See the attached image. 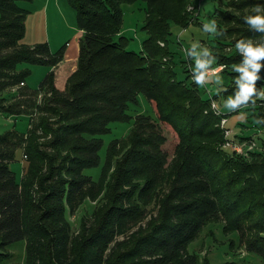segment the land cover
<instances>
[{
    "label": "trees",
    "instance_id": "16d2710c",
    "mask_svg": "<svg viewBox=\"0 0 264 264\" xmlns=\"http://www.w3.org/2000/svg\"><path fill=\"white\" fill-rule=\"evenodd\" d=\"M20 1L0 0V112L30 118L24 134L0 133V264H236L191 250L208 228L216 239L217 227L229 247L258 257L250 264H264V137L230 136L216 100L229 96L233 113L245 110L264 127V56L247 51L264 52V24L249 22L264 18V0H218L214 44L180 59L170 46L173 27L199 19L189 10L195 0H69L82 36L64 89L55 68L66 46L53 52L47 42L24 43L29 11ZM139 2L147 37L137 52L122 31L123 6ZM21 63L50 68L38 88L28 85L32 69ZM219 66L216 75L230 83L206 97L203 72ZM141 95L154 118L131 114ZM132 118L130 132L110 143L99 179L87 174L101 165L112 123ZM160 122L178 135L170 160ZM230 141L257 151L239 153ZM87 203L92 213L76 227L71 216Z\"/></svg>",
    "mask_w": 264,
    "mask_h": 264
},
{
    "label": "rangeland",
    "instance_id": "374dc122",
    "mask_svg": "<svg viewBox=\"0 0 264 264\" xmlns=\"http://www.w3.org/2000/svg\"><path fill=\"white\" fill-rule=\"evenodd\" d=\"M19 3L22 7L29 11L27 18V35L23 40L24 43H28V40L32 42V38L34 37L36 40L47 41L51 48H54L55 50L67 42L72 44L75 41L74 44H77L78 38L80 37L78 16L69 0H53L47 12H44V4H46L45 0H22ZM194 4V6L200 8L201 11L197 8L194 12L195 9H193V5L189 6V10H191L192 13L194 12V15L196 14V16L200 15L199 19L191 21L189 26L184 28L176 25L173 27V35L170 46L172 50L176 52L177 59L186 56L187 51L189 52V48L193 49V53L199 56V54L205 51L208 43L209 45L214 44L216 32L214 12L219 2L218 0H195ZM123 10L124 24L122 34L130 39L129 48L140 52L142 50L143 40L147 37L146 31L142 28L146 19L145 4L143 2L125 4L123 6ZM192 58L193 57H191V59ZM191 59L189 58L186 63L192 62ZM191 66L192 64L190 63V73L194 70ZM25 67H30L32 69V73L27 79L29 86L37 88L45 75L48 73L49 67L45 65H32L29 63L20 64V68ZM176 69L180 79L186 78V73L184 72L182 65L177 63ZM222 70L223 69H221L220 66L217 67V71H219V73H222ZM221 75H214L211 71L210 73H206V76L202 79V93L206 97L210 96L207 89H211V87L215 90V92L224 89V85L220 87L217 86V82L219 84L223 77H227L225 74ZM212 78H214L213 83H211ZM207 82H210L211 84L208 86V84H206ZM226 83H230V79H228ZM18 89L19 88L13 89L8 95L16 94L19 91ZM261 93L264 92L261 91ZM37 99H39V96ZM13 100L14 99L10 98L7 103L10 104ZM216 100L220 105L221 112L228 115L227 127L232 128V130H230V136L235 132L237 135L239 134L241 136L254 135L256 139L264 137V127L260 130V127L253 125L255 121H257L258 124L261 123L259 118L256 120L255 117L253 118V114L249 112L251 114L249 115V118H251L252 121L251 119L248 121L244 115L245 110H242L239 113H233L232 103L229 96L226 97L222 94ZM139 101L138 105L132 106V108L135 109L131 110V114L134 117L138 112L151 115L153 118L157 115L145 96L141 95ZM153 106L155 107L154 102ZM33 114L34 118H36V112ZM28 117L29 116L25 114L10 115L8 113L4 114L0 112V133H5L9 130H17L22 134L28 132L30 127V118ZM133 122L134 118L130 121L112 123V131L103 135L104 145L100 151L102 160L101 165L86 169L87 174L93 175L96 180L99 179L110 143L114 139L127 135L132 128ZM160 125L161 131L166 139V143L162 145V149L169 154L167 158L170 160L174 156L178 135L173 127L167 123L160 122ZM250 149H254L255 151L257 149V145L252 146ZM259 149H261V147ZM15 163V168L18 170L20 175L25 165L24 160H22L21 153L19 154V160ZM92 206L93 204L87 203L78 213L71 216V219L76 227H78L83 216H90L93 209ZM215 230L216 239H213L208 235V228L202 233L198 241L194 243L191 250H197L203 256L207 254L211 257L214 263L235 260L236 264H250L255 260H259L257 256L249 253L244 247L240 248V246H238L237 249L229 247L227 242L229 236L224 235L218 227L215 228ZM14 251L16 252L15 260L22 263L24 261L23 248L17 247Z\"/></svg>",
    "mask_w": 264,
    "mask_h": 264
},
{
    "label": "crops",
    "instance_id": "0c3cea01",
    "mask_svg": "<svg viewBox=\"0 0 264 264\" xmlns=\"http://www.w3.org/2000/svg\"><path fill=\"white\" fill-rule=\"evenodd\" d=\"M53 0H45L46 4H44V12H47L48 9H49V6L51 4ZM48 7V8H47ZM27 35V33H26ZM81 36H82V30L80 29V37L78 38V41H77V44H74V42L71 44L70 42L66 43V44H63L61 47L63 46H66V52H65V58L64 60L55 68V72H56V85L61 88V89H64L65 85H66V82H67V79L69 78V76L77 69L78 67V58H79V53H80V39H81ZM144 41V40H143ZM45 40H36L34 37L32 38V42H30L28 40V43L29 44H37V43H44ZM47 42V41H46ZM48 43V42H47ZM49 44V43H48ZM143 44V43H142ZM50 45V44H49ZM60 47V48H61ZM51 48V46H50ZM60 48L58 49H54V48H51V50L53 52H56L58 51ZM50 69V68H49ZM223 76V75H221ZM215 78V77H214ZM214 78H212V82H214ZM229 77H223L222 80H220L219 84L217 82V86L220 87L224 84H226V82L228 81ZM227 79V81H226ZM28 83V81H27ZM210 82H207L206 84H211ZM29 85V83H28ZM32 88V87H31ZM38 88V87H37ZM33 89H36V88H33ZM212 89V93H216L215 90L211 87ZM210 90V89H208ZM2 113V112H1ZM245 118L247 119V114L245 113Z\"/></svg>",
    "mask_w": 264,
    "mask_h": 264
},
{
    "label": "built area",
    "instance_id": "2783aa9c",
    "mask_svg": "<svg viewBox=\"0 0 264 264\" xmlns=\"http://www.w3.org/2000/svg\"><path fill=\"white\" fill-rule=\"evenodd\" d=\"M200 5V4H199ZM194 7V8H193ZM193 9H197L198 7L197 6H194L193 5ZM199 10H200V8H198ZM221 67V69H223L224 68V66H220ZM210 71L211 72H213V74L215 75V74H218L219 73V71H217V68H209V69H207L205 72H203V73H210ZM214 106H216L215 105V103H214ZM225 122H226V119H224L223 120V124H225ZM231 131H228V133H230ZM238 141H230L229 142V144H230V146L235 150V151H237V152H239V153H243V152H245L246 150H251L250 148L252 147V146H255V144L254 143H249V144H241V143H237Z\"/></svg>",
    "mask_w": 264,
    "mask_h": 264
},
{
    "label": "clouds",
    "instance_id": "9594fccd",
    "mask_svg": "<svg viewBox=\"0 0 264 264\" xmlns=\"http://www.w3.org/2000/svg\"><path fill=\"white\" fill-rule=\"evenodd\" d=\"M250 23L252 24H264V18H261V17H254V18H250ZM248 54L254 58H259L260 56H264V52L262 51H256V50H252L251 48H249L248 50ZM254 67H258L256 65H254ZM246 75H249V79H254L253 76H251L250 74H246ZM252 91L251 88H247L245 89V92L246 93H250ZM246 98V96H245Z\"/></svg>",
    "mask_w": 264,
    "mask_h": 264
}]
</instances>
